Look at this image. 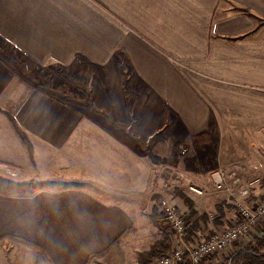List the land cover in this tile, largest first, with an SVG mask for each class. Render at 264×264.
Instances as JSON below:
<instances>
[{"label":"crops","instance_id":"1","mask_svg":"<svg viewBox=\"0 0 264 264\" xmlns=\"http://www.w3.org/2000/svg\"><path fill=\"white\" fill-rule=\"evenodd\" d=\"M0 47L57 83L56 68L87 77L91 102L122 125L35 89L0 56L1 180L55 154L71 180L49 187L50 170L36 169L31 195L0 193V247L34 245L50 264H97L123 247L139 230L141 188L156 164L188 172L197 140L264 129V0H0ZM263 193L198 197L208 220L194 236L236 222L232 205Z\"/></svg>","mask_w":264,"mask_h":264},{"label":"rangeland","instance_id":"2","mask_svg":"<svg viewBox=\"0 0 264 264\" xmlns=\"http://www.w3.org/2000/svg\"><path fill=\"white\" fill-rule=\"evenodd\" d=\"M1 48V47H0ZM3 49V48H1ZM5 51L12 52L13 55L20 60L13 49H4ZM21 61V60H20ZM24 62V61H23ZM27 65V64H26ZM30 68V67H29ZM31 69V68H30ZM32 70V69H31ZM34 73L44 72L46 74H50L53 77L54 84H66L69 89L75 96L80 97L82 99L85 98V95L82 91L77 89L73 84L68 83L66 79L63 77L62 72L79 74L78 72H71L64 68H56L55 75L56 80H61L63 82L57 83L54 79L53 74L49 73V71L44 69L33 70ZM81 75V74H79ZM83 76V75H81ZM20 77V76H19ZM21 78V77H20ZM27 82V81H26ZM88 90L90 89L89 83L86 87ZM88 109V108H87ZM251 132V133H250ZM207 138L209 139V135L207 134ZM222 144V145H221ZM195 149H191L193 158L198 159V163L190 162L187 165L189 168L188 172L182 171V168H179V164L175 163L176 170L172 168H168L167 163L156 164L158 166V172L156 176H150L147 180L148 185L141 188L142 195L140 197V201L138 202L141 210H140V224L139 230L128 240L123 247L113 248L108 251L104 255L99 257V261L97 264H137L138 254L142 251H149L151 246L157 240L162 238V230L165 228L167 232L170 233L172 237V247L174 246L173 235L170 231L168 225L164 223V216L161 213V209L159 206V200L163 197L172 199L173 202L178 204L181 212H183L186 220L189 222V227L192 222L200 215L199 211L195 209V202L198 197H202L204 195H197L193 193L189 189L190 184H195L200 188L205 190V195L210 193L222 194V197H231V199L235 200V196L239 193L241 187L246 184V181H250L253 178H259L257 184L252 186L254 190L256 189H264V129L259 131H247L245 129H235L229 132L228 137L226 139L222 138L221 142L216 138L212 140L211 143L207 142H195ZM222 147H226V150L231 152V155L228 157H224L216 155ZM196 152V153H195ZM195 153V154H194ZM198 153V155H197ZM61 154V153H60ZM31 159L33 160L32 155L29 154ZM175 156V155H173ZM206 156V157H204ZM64 155L55 154L54 157H49V160H44V162L37 164L36 169L43 170L45 173L46 169H49L50 172L45 173L46 175H53L54 177L44 178L42 179V183L48 185L49 187H62L70 183V179H68V171L63 166H65V160L61 162ZM56 159V161L54 160ZM175 158V157H174ZM172 158V159H174ZM54 160V161H52ZM57 160L60 161L57 163ZM228 167L227 169H237L240 170L245 181L241 184V186L232 187V189H217L213 186L211 180V172L218 167ZM36 169H31L27 172L17 171L15 168H9L4 172L7 174L6 177L10 182H13L17 186H21L24 188H32L35 185V181L39 180L36 178H31L27 176L29 172H35ZM190 171L193 172L190 173ZM25 176H24V175ZM57 175H62L60 177H55ZM196 174V175H195ZM1 177V176H0ZM1 179V178H0ZM1 181H4L3 179ZM8 184V183H7ZM20 184V185H19ZM24 185V186H22ZM251 193V192H250ZM249 193V194H250ZM248 194V195H249ZM215 196L216 194H212ZM248 195L246 197H248ZM211 196V195H210ZM245 197V198H246ZM230 199V198H229ZM225 203V202H224ZM224 203H219L216 208L217 210H221L223 208ZM192 204V205H191ZM232 205V203H230ZM235 210H238V205H232ZM156 209V213L158 214V220L160 223V227H157L153 224L150 219V215L153 209ZM193 210L197 211L196 215H191ZM239 213V210H238ZM221 218V217H220ZM202 221V220H201ZM228 226L226 224L222 228L213 229L221 230ZM163 227V228H162ZM212 231V230H211ZM210 233V232H208ZM264 233V226L254 230V236H248L243 240H240L233 244L231 247L228 246L222 252H219L215 256L212 257L213 262L217 264L218 261H222L223 264L225 256H227L235 249H238L248 243L250 240H255L258 237L262 236ZM193 238V235L190 234V239ZM195 239V238H193ZM12 244H3L0 247V264H50L49 260L45 258L44 253L40 248L35 247L31 244H26L24 242L13 241ZM16 242V243H15ZM12 245V246H11ZM167 253V252H165ZM163 253H161L162 255ZM227 254V255H226ZM154 258L151 264H159L158 258L161 256Z\"/></svg>","mask_w":264,"mask_h":264},{"label":"built area","instance_id":"3","mask_svg":"<svg viewBox=\"0 0 264 264\" xmlns=\"http://www.w3.org/2000/svg\"><path fill=\"white\" fill-rule=\"evenodd\" d=\"M227 168L221 166L211 172L215 188L230 190L232 187L241 186L245 181L240 175V170ZM258 181L259 178L246 181V184L238 189L240 196L246 197ZM189 189L197 195H205V190L195 184H190ZM159 206L164 223L169 226L174 240L172 249L158 258L159 264H201L228 246L231 247L248 236H254V230L264 226V193L252 204L238 202L239 218L236 222L228 224L221 230H212L205 236L193 235L195 239H190L189 222L178 204L163 197L159 200Z\"/></svg>","mask_w":264,"mask_h":264},{"label":"trees","instance_id":"4","mask_svg":"<svg viewBox=\"0 0 264 264\" xmlns=\"http://www.w3.org/2000/svg\"><path fill=\"white\" fill-rule=\"evenodd\" d=\"M0 56L13 68L15 73L20 76L22 79L27 81L35 89L44 92L52 97H55L57 100L78 105L80 107L88 108L95 113L102 115L106 118L112 125L115 127H122L119 121L115 120L113 116L105 111L99 109L94 103L91 102V90L87 89L88 79L85 76L79 74L62 72L63 77L68 83L73 84L77 89L82 91L85 95V98L75 96L69 89L66 84H54L53 77L50 74L44 72L34 73L25 62L18 60L12 52L5 51L0 48ZM11 123L16 130V132L21 137L22 141L27 145L29 154L33 153V146L29 140L26 133L19 126L16 119L8 114ZM206 141H208L207 136L205 135ZM0 193L3 195L10 196H29L31 195V190L13 185L7 184L0 179ZM192 205V204H191ZM222 210V208H221ZM156 209L152 210L150 215L151 221L157 227H160L158 220V214ZM220 211V210H218ZM222 212V211H221ZM197 211L193 210L191 215H196ZM222 214V213H221ZM220 218V217H219ZM206 222L208 220V214L204 213L198 216L190 226V234L194 235L195 232L200 228V221ZM221 223V220H219ZM163 228V227H162ZM162 238L154 242L149 251H142L138 254L137 260L138 264H151L152 260L161 253L168 252L172 249V237L169 232L162 230ZM225 264H264V233L262 236L258 237L255 240H250L244 246L236 249L231 254L224 258ZM202 264V263H201Z\"/></svg>","mask_w":264,"mask_h":264}]
</instances>
